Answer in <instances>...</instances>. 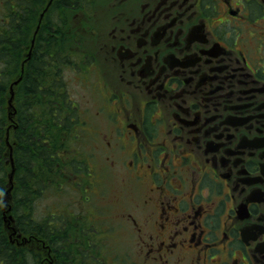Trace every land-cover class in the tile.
I'll list each match as a JSON object with an SVG mask.
<instances>
[{"label": "flooded vegetation", "instance_id": "flooded-vegetation-1", "mask_svg": "<svg viewBox=\"0 0 264 264\" xmlns=\"http://www.w3.org/2000/svg\"><path fill=\"white\" fill-rule=\"evenodd\" d=\"M81 1L94 44L79 56L106 94L104 161L137 199L118 215L134 264H264V0ZM55 2L58 37L76 1ZM13 21L11 45L28 33Z\"/></svg>", "mask_w": 264, "mask_h": 264}, {"label": "trees", "instance_id": "trees-1", "mask_svg": "<svg viewBox=\"0 0 264 264\" xmlns=\"http://www.w3.org/2000/svg\"><path fill=\"white\" fill-rule=\"evenodd\" d=\"M1 1L4 3V0ZM14 1H17V4L12 5L10 0L7 2L3 22L7 23L8 19L13 18L15 26L16 21L20 24L27 21L28 33L23 36L21 31L17 34L15 32L14 45H11L9 26L0 29V264H41L44 255L43 251L38 249L39 245H12L3 221V197L10 170L6 144V130L11 125L7 116L9 87L20 70L25 52L22 45L30 46L33 30L44 4L43 0ZM12 8H15L14 16L11 13ZM66 8L62 7V13L67 20H63L58 27L59 39L54 33L48 35L46 31L49 16L41 25L23 80L16 88V128L12 127L9 131L15 166L12 213L22 234L47 240L54 253L53 264H88L86 262L90 259L85 254H80L79 260H74L75 247L69 241H73L74 237L69 235V226H75L76 221L74 223L70 219L65 228L64 221H68L65 216L62 220L59 215L55 216L53 212H49L46 219L38 220L35 217L38 198L48 192L58 191L64 185L70 187L73 177H80L81 169H85L83 158L70 157L65 152L70 148L67 137L78 125V121L72 114L68 99H64L61 94L62 88L57 79L61 70H53L67 62L66 58L63 59L66 40L70 38L69 41L76 45L75 35L80 36L78 30H72L74 13ZM53 9L52 6L49 12ZM15 30L17 31L16 26ZM65 53L70 55L66 50ZM77 183L83 184L81 180Z\"/></svg>", "mask_w": 264, "mask_h": 264}, {"label": "rangeland", "instance_id": "rangeland-1", "mask_svg": "<svg viewBox=\"0 0 264 264\" xmlns=\"http://www.w3.org/2000/svg\"><path fill=\"white\" fill-rule=\"evenodd\" d=\"M8 1L4 0V3L0 5V29L3 26H6V28L9 26V21H6L7 23L3 22ZM75 1L74 4H70L71 9L75 13L78 12L80 16L77 21L81 23L84 18V14H81L84 13V3L81 0ZM100 2L101 0L93 2V11L98 10ZM109 4L102 2L101 9L104 13ZM94 16L105 21L103 13L99 17L96 14ZM62 17L63 20H67L66 16L62 15ZM73 27L75 29L79 28L76 21L73 23ZM93 28L102 30L104 24L103 22H93ZM58 37H60L59 34ZM85 38L86 36L75 35L76 45L69 41L70 38L67 39L65 42L66 47L63 48V59L66 58V65L62 63L61 66L58 65L53 70L58 72L61 70L60 75H57V79L61 85L62 94L71 104L72 114L78 121V125L71 130L67 137L70 148L65 152L70 157L83 158L84 163L89 164L86 169V179L88 176L89 178L88 181L82 184V191L64 185L60 190L48 192L38 198L35 217L41 220L46 219V216L48 218L49 212H53L55 216L68 212V215H64H67L69 220L73 219L74 223L76 219L82 220L84 218L87 230L91 231V234L88 231V235L84 236L85 240H93L97 247L104 250L107 264H134L138 258L133 237L126 228L119 225L118 215L123 208L134 206L137 199L131 187L120 180L119 172L108 169L104 161L106 149L103 148L101 133L108 130V124L104 119L106 113L101 115L100 112L103 111L106 94L101 89L99 73L95 76L94 67L89 69L90 61L85 62V59L79 56L76 51L78 46L82 48V42ZM93 44V39L88 38L84 41L83 47L91 51ZM65 50L70 55H67ZM80 58L84 62H81L77 67ZM86 68L89 69L88 72H85ZM106 112H112V110L107 109ZM79 186L80 184L76 183V187ZM61 217L63 218V216ZM77 243L80 244L81 239ZM96 246L93 247L94 253L99 252L98 254L103 255L102 250H99ZM76 251L80 252L79 248H76ZM43 259L45 264H49L48 256H44Z\"/></svg>", "mask_w": 264, "mask_h": 264}, {"label": "water", "instance_id": "water-1", "mask_svg": "<svg viewBox=\"0 0 264 264\" xmlns=\"http://www.w3.org/2000/svg\"><path fill=\"white\" fill-rule=\"evenodd\" d=\"M41 17H43V14L41 15ZM18 83V81H15L14 84L16 85ZM10 98L8 100V104H9V116H11V109L13 108L12 106V101H13V96H14V93H13V87L11 86V91H10ZM9 145V144H8ZM13 167V165H12ZM13 175H14V169L11 171L10 175H9V182L11 184V187H9L6 191V194H5V197L3 199V204H4V207H3V220H4V223L6 225V227L12 231V234L14 235L16 233V229L15 227L13 226V223H14V219H13V216L10 214V211H11V207L9 205V201H10V194H11V190L13 188L12 186V183H13ZM21 236L18 235V238H20ZM20 244V243H18Z\"/></svg>", "mask_w": 264, "mask_h": 264}]
</instances>
